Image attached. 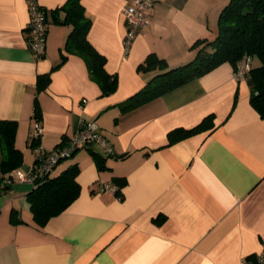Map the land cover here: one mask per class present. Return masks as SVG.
<instances>
[{
    "label": "crops",
    "instance_id": "obj_1",
    "mask_svg": "<svg viewBox=\"0 0 264 264\" xmlns=\"http://www.w3.org/2000/svg\"><path fill=\"white\" fill-rule=\"evenodd\" d=\"M65 1L37 0L47 16L45 52L37 59L29 48L28 1L0 0V118L17 122L23 162L16 170L33 168L36 124L46 150L67 141L81 123L94 122L114 151L103 156L94 144L54 166L51 177L76 163L80 192L42 226L26 200L33 185L15 170L10 181L0 174V264H240L259 252L264 118L250 102L247 78L235 79L234 67L224 62L139 106L120 105L157 72L139 68L149 54L168 67L190 61L193 42L215 36L228 0H156L127 51L122 9L132 0H81L92 21L88 39L117 76L108 95L79 55L67 53L54 68L71 31L53 17L64 18ZM45 73L50 81L38 91L37 77ZM36 97L40 118L34 116ZM210 114L212 129L169 143L170 130L190 128ZM101 183L118 191H99ZM12 211L18 221L10 220Z\"/></svg>",
    "mask_w": 264,
    "mask_h": 264
},
{
    "label": "trees",
    "instance_id": "obj_2",
    "mask_svg": "<svg viewBox=\"0 0 264 264\" xmlns=\"http://www.w3.org/2000/svg\"><path fill=\"white\" fill-rule=\"evenodd\" d=\"M61 8L65 12L64 18L61 19L54 14V20L71 25V31L66 39L61 59L54 68L65 60L67 53L77 54L84 59L90 77L100 86L102 95L114 92L117 87V76L106 70V57L88 39L92 21L81 0H66ZM190 48L194 51L192 59L176 67H168L164 58L154 53L149 54L139 64V68L157 72L141 90L120 103L122 109L128 110L150 101L166 91L202 76L221 63L229 62L235 67L244 57L250 56L259 61L257 65L251 64L247 75L251 92L250 102L264 118V0H228L219 13L215 36L199 38ZM49 81V73L38 75V91L44 89ZM34 116L41 117L37 97L34 102ZM213 127V115L210 114L190 128L179 127L170 130L169 143ZM16 130L15 120L0 118L2 152L0 174L8 181L11 179L9 174L18 169L23 162V154L15 144ZM65 143L66 141L58 147ZM31 144L37 145V139L32 140ZM78 172L79 166L73 163L57 176L51 177L49 172L32 186L26 194V200L38 225H44L51 217L63 212L78 197L80 192ZM115 181L120 186L124 183L123 178H115ZM14 215L15 211H12L10 220L18 221Z\"/></svg>",
    "mask_w": 264,
    "mask_h": 264
},
{
    "label": "built area",
    "instance_id": "obj_3",
    "mask_svg": "<svg viewBox=\"0 0 264 264\" xmlns=\"http://www.w3.org/2000/svg\"><path fill=\"white\" fill-rule=\"evenodd\" d=\"M27 1L29 6V21L27 24L30 30L29 48L33 56L39 59L43 56L46 47V11L37 0ZM155 2L156 0H132L123 7L122 12L126 22V30L122 38V45L125 51L130 48L138 31L147 24L149 12ZM251 64L252 58L250 56L240 60L234 67V78L237 80L247 78ZM41 133L42 126L36 124L30 132V140H38ZM94 144L101 146L103 156L110 155L114 151L109 139L100 131L96 123H81L78 130L62 146L53 150H46L39 143L35 145V160L32 170L27 174L15 170V176L23 182L34 185L38 180L44 178L62 159L72 156L80 148H89ZM9 175L12 178L13 174L10 173ZM105 189L110 190L112 193L118 191V187L115 184H99V191ZM240 264H264V246L259 252L243 257Z\"/></svg>",
    "mask_w": 264,
    "mask_h": 264
}]
</instances>
